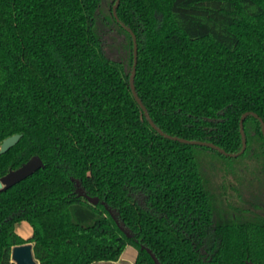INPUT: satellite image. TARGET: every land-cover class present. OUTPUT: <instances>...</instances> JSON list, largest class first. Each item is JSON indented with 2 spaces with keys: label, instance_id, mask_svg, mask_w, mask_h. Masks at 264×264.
Masks as SVG:
<instances>
[{
  "label": "trees",
  "instance_id": "1",
  "mask_svg": "<svg viewBox=\"0 0 264 264\" xmlns=\"http://www.w3.org/2000/svg\"><path fill=\"white\" fill-rule=\"evenodd\" d=\"M116 0H0V177L45 165L0 191V264L33 242L39 264H264V200L216 185L205 156L264 162L262 121L245 117L239 156L156 130L130 84L134 41ZM136 33L135 86L155 123L185 138L243 146L240 117L264 120V0H120ZM119 25L123 57L108 53ZM107 36V35H106ZM82 186L100 200L92 203ZM117 218L126 223L125 232ZM28 220L27 238L17 230Z\"/></svg>",
  "mask_w": 264,
  "mask_h": 264
},
{
  "label": "water",
  "instance_id": "2",
  "mask_svg": "<svg viewBox=\"0 0 264 264\" xmlns=\"http://www.w3.org/2000/svg\"><path fill=\"white\" fill-rule=\"evenodd\" d=\"M120 4V0H116L113 9H114V15L116 17V19L122 24L124 25L132 34V38L134 41V54H133V58H134V63H133V68L131 71V77H130V84H131V88L132 91L134 92V96L138 102V104L141 105V107H143L147 118L149 120V122L153 125V127L158 130L159 132H161L164 136L171 138V139H179L183 142L186 143H195V144H200V145H209L212 147H215L216 149H218L221 153L227 154V155H231V156H239L240 153H242L246 146H247V137H246V132H245V126H244V119L247 115L249 114H253L254 116H257L261 121H262V132L264 134V120L262 119V117L255 111H245L242 113L241 117H240V130H241V135L243 137V146L240 149V151L238 152H231L226 150V148L218 145L217 143L211 141V140H200V139H196V138H185L182 136H178L175 134H170L166 131H164L157 123H155L148 111V108L145 106L141 96L139 95L138 91L136 90V86H135V77H136V70H137V64H138V47H139V43L137 41V36L135 31L128 25H126L122 20H120V17L118 15V6ZM22 137L21 133H14L11 135H8V137L3 139V142L1 144L0 147V153L3 154L4 152H6L7 150H9L10 147H12L13 145L16 144V142ZM45 165L44 159H42L40 157V155L38 154H34L32 156H30L27 160H25V162H23L20 166L16 167V168H10L9 171L7 173H5L4 176L0 177V191H5L7 188H9L10 186H12L13 184L25 179L28 175L32 174L34 171H36L39 168H42V166ZM79 191L82 195L86 196L92 203H97L100 200V197L98 195H90L87 191H85V189L80 185L79 186ZM117 223H119V225L121 226V228L131 234L130 228L129 226L124 223L121 219L117 218ZM147 250L149 251V253L153 256L156 264H163V261L161 260V258H159V256L155 253V251L148 245H146ZM12 259L15 261V264H39L38 259L35 257L34 255V245L33 242L28 241L27 243H20V244H16L13 246L12 248ZM94 264H118L117 260H110V261H106L104 263H94ZM121 264H135L131 261H127Z\"/></svg>",
  "mask_w": 264,
  "mask_h": 264
},
{
  "label": "rangeland",
  "instance_id": "3",
  "mask_svg": "<svg viewBox=\"0 0 264 264\" xmlns=\"http://www.w3.org/2000/svg\"><path fill=\"white\" fill-rule=\"evenodd\" d=\"M109 33L106 32L105 42L108 53L114 57H123L124 50L120 46L119 25L108 23ZM205 167L211 174V179L216 185L224 182L231 184H239L246 197L253 202L264 200V162L250 157H241L234 162L226 161L217 154H207L204 159ZM137 249L133 245H128L121 258L118 259V264L131 261L135 262ZM99 263H104L103 261Z\"/></svg>",
  "mask_w": 264,
  "mask_h": 264
},
{
  "label": "crops",
  "instance_id": "4",
  "mask_svg": "<svg viewBox=\"0 0 264 264\" xmlns=\"http://www.w3.org/2000/svg\"><path fill=\"white\" fill-rule=\"evenodd\" d=\"M17 230L20 232V234L27 238L30 236L33 232V226L30 224V222L27 220L19 221L17 224Z\"/></svg>",
  "mask_w": 264,
  "mask_h": 264
}]
</instances>
